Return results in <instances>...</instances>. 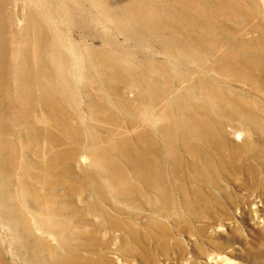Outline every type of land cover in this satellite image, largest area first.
Segmentation results:
<instances>
[{
    "label": "rangeland",
    "instance_id": "374dc122",
    "mask_svg": "<svg viewBox=\"0 0 264 264\" xmlns=\"http://www.w3.org/2000/svg\"><path fill=\"white\" fill-rule=\"evenodd\" d=\"M0 264H264V0H0Z\"/></svg>",
    "mask_w": 264,
    "mask_h": 264
},
{
    "label": "bare ground",
    "instance_id": "6f19581e",
    "mask_svg": "<svg viewBox=\"0 0 264 264\" xmlns=\"http://www.w3.org/2000/svg\"><path fill=\"white\" fill-rule=\"evenodd\" d=\"M82 159H85L86 160V157H83Z\"/></svg>",
    "mask_w": 264,
    "mask_h": 264
}]
</instances>
